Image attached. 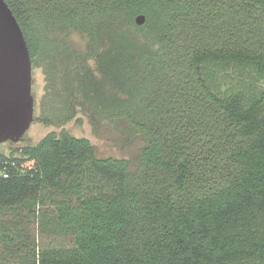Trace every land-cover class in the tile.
I'll use <instances>...</instances> for the list:
<instances>
[{"label":"trees","instance_id":"16d2710c","mask_svg":"<svg viewBox=\"0 0 264 264\" xmlns=\"http://www.w3.org/2000/svg\"><path fill=\"white\" fill-rule=\"evenodd\" d=\"M6 1L47 79L35 118L144 144L99 157L63 129L2 151L0 264H264V0ZM32 218L68 242L40 247Z\"/></svg>","mask_w":264,"mask_h":264},{"label":"water","instance_id":"95a60500","mask_svg":"<svg viewBox=\"0 0 264 264\" xmlns=\"http://www.w3.org/2000/svg\"><path fill=\"white\" fill-rule=\"evenodd\" d=\"M139 14L136 22H146ZM34 65L25 33L6 0H0V145L18 143L35 120Z\"/></svg>","mask_w":264,"mask_h":264},{"label":"rangeland","instance_id":"374dc122","mask_svg":"<svg viewBox=\"0 0 264 264\" xmlns=\"http://www.w3.org/2000/svg\"><path fill=\"white\" fill-rule=\"evenodd\" d=\"M87 41V37L78 32H74L71 35V42L82 50L86 49ZM46 87L47 79L43 68L35 67L33 89L36 99V116L40 115L42 112L43 98L47 92ZM63 129L68 130L71 134L77 137L89 138L95 146L99 157L113 156L134 158L144 144L139 136L131 137L129 135L128 124L126 122L105 123L104 125L96 128L86 115L79 112L73 120L68 122L63 127L57 125H47L35 118L31 128L23 140L18 143L10 141L3 143L2 151L7 155H10L14 147L37 144L47 134L51 132L60 133ZM29 230L31 232V236L38 241L40 247L42 245L58 246L68 242V240H65V238L61 236H48L46 234H41L38 222L33 218L31 223H29ZM13 264H18V262H13Z\"/></svg>","mask_w":264,"mask_h":264},{"label":"built area","instance_id":"2783aa9c","mask_svg":"<svg viewBox=\"0 0 264 264\" xmlns=\"http://www.w3.org/2000/svg\"><path fill=\"white\" fill-rule=\"evenodd\" d=\"M2 152V144L0 145V153ZM3 176L4 177H9V172H7V171H5L4 173H3Z\"/></svg>","mask_w":264,"mask_h":264}]
</instances>
